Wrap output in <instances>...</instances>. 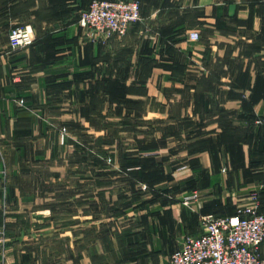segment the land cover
<instances>
[{
    "label": "crops",
    "instance_id": "0c3cea01",
    "mask_svg": "<svg viewBox=\"0 0 264 264\" xmlns=\"http://www.w3.org/2000/svg\"><path fill=\"white\" fill-rule=\"evenodd\" d=\"M91 1L0 0V264H168L203 215L264 207V0H139L107 41ZM9 23L35 43L11 52Z\"/></svg>",
    "mask_w": 264,
    "mask_h": 264
},
{
    "label": "built area",
    "instance_id": "2783aa9c",
    "mask_svg": "<svg viewBox=\"0 0 264 264\" xmlns=\"http://www.w3.org/2000/svg\"><path fill=\"white\" fill-rule=\"evenodd\" d=\"M80 15L86 36L102 41L125 36L132 23L142 20L139 0H93ZM191 38L197 40L199 34L194 32ZM9 41L13 48L29 47L35 41L32 26L14 27ZM258 124L264 131V117ZM251 199L252 204L231 216H202L201 234L187 236L168 264H264V208L257 192Z\"/></svg>",
    "mask_w": 264,
    "mask_h": 264
},
{
    "label": "rangeland",
    "instance_id": "374dc122",
    "mask_svg": "<svg viewBox=\"0 0 264 264\" xmlns=\"http://www.w3.org/2000/svg\"><path fill=\"white\" fill-rule=\"evenodd\" d=\"M93 1V0H92ZM92 1H91V3H92ZM90 3V4H91ZM89 7V6H88ZM87 8H85V9H82V11L80 12V13H82L83 11H85ZM81 16V15H80ZM10 17H8V16H2V20H1V22L2 23H4L5 24V21L7 20V19H9ZM141 21H144V18H143V16H142V20ZM141 21H138V22H141ZM134 23H137V22H134ZM134 23H132V24H134ZM131 24V25H132ZM9 25V27L11 28L10 29V31H9V34H8V36L10 35V32H11V30L14 28V27H16V25H14V23L13 24H11V23H9V24H6L5 26H8ZM23 25H30V24H19V25H17V26H23ZM131 25H130V27H131ZM31 26V25H30ZM148 26L146 25V28H147ZM33 28V27H32ZM130 29V28H129ZM34 30V29H33ZM129 31V30H128ZM128 33V32H127ZM35 34V33H34ZM86 34V33H85ZM127 35V34H126ZM125 35V36H126ZM125 36H123V37H118V36H115V37H118V38H124ZM35 41H36V35H35ZM35 41H34V43H35ZM33 43V44H34ZM32 44V45H33ZM32 45H30V46H32ZM9 46H10V50H11V52H20V51H22V50H25L26 48H24V49H19V48H13L11 45H10V41H9ZM26 102H25V100H23V99H19L18 100V104L21 106V107H25L26 106V104H25ZM67 124H62L61 125V127L59 128V133H60V140H61V143L62 144H66L68 141H69V139L71 138L70 137V134L72 133L71 131H70V128L68 127V126H66ZM76 142H77V140H76ZM83 142H84V140H83ZM97 144L99 145V140L97 141ZM100 146V145H99ZM93 148V149H92ZM92 148H91V145H87L86 147L85 146H83L82 145V149H79V150H77L76 151V156L77 157H84V156H90V155H93V156H96V157H99V156H104V153H103V151L100 149V147H97V149H96V147H94V145H92ZM106 156L109 158V161H111V154H106ZM118 184V185H120V186H125V190L123 191L125 194L127 193V192H129L132 188H133V185L132 184H130L128 181H125V182H120V181H118V182H110V185L111 184ZM140 186H141V190H144L145 191V189H147V186L144 184V183H142V184H140ZM199 196H200V192H199V190L198 189H193V190H190L189 192H188V194H186L185 196H183V198H182V201H181V203H182V205H184L185 207H190L191 206V204L194 202V201H196L198 198H199ZM124 198V196L123 195H118V199L119 200H121L122 201V199ZM260 204V203H259ZM261 206V205H260ZM114 207V206H113ZM261 207H263V206H261ZM204 216V215H203ZM62 220H67L66 218H62ZM0 231H2V234L0 235V239L2 240V241H4L5 242V232H4V229L3 228H0ZM46 246H48V245H46ZM60 247V248H59ZM57 246L56 247V250H57V253H59V252H61V256L62 257H60L59 259H60V261L62 262V264H64L66 261H63V259L65 258V255L63 254V251H59V250H64V246L63 245H61V246ZM48 256H53L52 254L53 253H51V252H47L46 253ZM56 260V259H55Z\"/></svg>",
    "mask_w": 264,
    "mask_h": 264
},
{
    "label": "trees",
    "instance_id": "16d2710c",
    "mask_svg": "<svg viewBox=\"0 0 264 264\" xmlns=\"http://www.w3.org/2000/svg\"><path fill=\"white\" fill-rule=\"evenodd\" d=\"M264 208V207H263Z\"/></svg>",
    "mask_w": 264,
    "mask_h": 264
}]
</instances>
